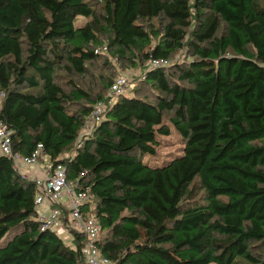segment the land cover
Here are the masks:
<instances>
[{"label": "trees", "instance_id": "obj_1", "mask_svg": "<svg viewBox=\"0 0 264 264\" xmlns=\"http://www.w3.org/2000/svg\"><path fill=\"white\" fill-rule=\"evenodd\" d=\"M98 32L159 94L120 96L80 139L104 98L65 91L57 73L84 76ZM180 51L191 60L173 61ZM0 92L14 151L43 145L94 195L113 264H264V0H0ZM172 128L184 146L161 159ZM36 194L0 154V264H85V236L74 249L42 230Z\"/></svg>", "mask_w": 264, "mask_h": 264}, {"label": "built area", "instance_id": "obj_2", "mask_svg": "<svg viewBox=\"0 0 264 264\" xmlns=\"http://www.w3.org/2000/svg\"><path fill=\"white\" fill-rule=\"evenodd\" d=\"M107 51V47H105ZM169 60H152L150 67H167ZM128 81L125 77H119L111 85V97L107 105H113L117 99L125 93ZM6 95L0 92V105ZM105 105L98 103L94 107L92 115L88 118L85 129L92 132L98 125L105 113ZM43 145H38L37 149L30 155L25 156L14 151L12 141V131L0 120V154L13 161V164L24 180L33 182L37 187L36 205L44 207L51 203L52 209L49 211L38 210V221L42 230H52L59 236L69 230L73 233L74 249H77L75 234H83L85 240L81 248V253L85 264H113L112 260L102 253L99 242L103 236L101 222L96 217V202L94 195L89 189L81 187L78 181L68 180L67 168L64 164L53 165L50 157L42 153ZM26 169L34 170V174L25 173ZM41 172V177L36 172ZM64 211L68 213L64 222ZM73 227H80L82 232L76 231Z\"/></svg>", "mask_w": 264, "mask_h": 264}, {"label": "rangeland", "instance_id": "obj_3", "mask_svg": "<svg viewBox=\"0 0 264 264\" xmlns=\"http://www.w3.org/2000/svg\"><path fill=\"white\" fill-rule=\"evenodd\" d=\"M93 1V0H89ZM95 2V1H94ZM91 21L90 18L79 17L76 20V27H83L87 23ZM99 39L103 42L102 46L98 49L100 52V57L97 61L93 63H87L88 72L84 76H80L77 74H71L63 70L58 71V83L63 87V89L67 92L71 90V83L77 84L80 88L89 91L92 93L94 99L98 97H103L104 100H107L111 97L112 93L109 88H104L103 84H108V82L113 81L114 79H118L119 77H125L128 81V87L125 90L123 95L127 96H138L140 98H144L151 103H156L157 95L159 91L149 85L144 84V68L143 67H135L130 64L128 61H119L111 55V51L107 49L105 51V47H107V37L102 33L98 32ZM185 51L178 52L173 61H178L183 63L185 61H190ZM115 80V81H116ZM175 80L178 81L177 77ZM99 101V103H103L106 108L108 107V103L105 101ZM86 103V102H85ZM96 106V105H95ZM1 108V105H0ZM72 110L78 109L74 106L70 107ZM172 135L169 137H164L163 140L166 141V144L158 150V157L161 159L169 158L171 153H178L182 150V146H184V141L179 134L172 128ZM90 132L82 129L80 133V139L89 135ZM81 145V141H77L74 147L68 150L63 158H72L77 155V148ZM88 181V179H86ZM194 195L193 199L195 201H203L204 191L200 187L198 182L194 185ZM38 210L45 211L46 207H38ZM76 231L82 232L80 227H73ZM66 244H73V233L69 230H66L62 235Z\"/></svg>", "mask_w": 264, "mask_h": 264}, {"label": "crops", "instance_id": "obj_4", "mask_svg": "<svg viewBox=\"0 0 264 264\" xmlns=\"http://www.w3.org/2000/svg\"><path fill=\"white\" fill-rule=\"evenodd\" d=\"M34 172H35L34 170H30V169H26L25 170V173H27V174H31V173L34 174ZM36 175L41 177L42 174H41V172L37 171L36 172ZM44 207H46V210L45 211H49V210H51L53 208L52 205H51V203L46 204Z\"/></svg>", "mask_w": 264, "mask_h": 264}]
</instances>
